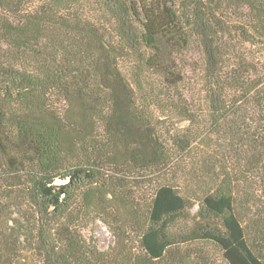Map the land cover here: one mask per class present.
I'll return each mask as SVG.
<instances>
[{"label": "trees", "instance_id": "16d2710c", "mask_svg": "<svg viewBox=\"0 0 264 264\" xmlns=\"http://www.w3.org/2000/svg\"><path fill=\"white\" fill-rule=\"evenodd\" d=\"M0 264H264V0H0Z\"/></svg>", "mask_w": 264, "mask_h": 264}, {"label": "rangeland", "instance_id": "374dc122", "mask_svg": "<svg viewBox=\"0 0 264 264\" xmlns=\"http://www.w3.org/2000/svg\"><path fill=\"white\" fill-rule=\"evenodd\" d=\"M194 56L195 55L193 54V57ZM188 67L193 69L195 68V64L192 62V66ZM194 79L195 75L188 72L187 81L189 83H193ZM163 124L166 127V124L168 123L163 122ZM170 126L174 129L176 127L178 129H182L186 125L185 123H179L176 119H174ZM109 197L110 195L107 194L105 199H108ZM92 199H94V196H92ZM78 201L79 204H82L81 197ZM96 202L97 199L95 198L94 203ZM116 205L117 204L115 202H108L107 204L96 203L92 206V208H87L85 205V209L81 208L79 212L71 209L67 217L70 221H74L78 224L81 235L87 243L93 244L97 251L105 252L114 244V237L110 230L109 223H112V214L114 213L113 211ZM105 207L107 212H105ZM207 247L209 248L212 258H215L214 250L208 245Z\"/></svg>", "mask_w": 264, "mask_h": 264}]
</instances>
